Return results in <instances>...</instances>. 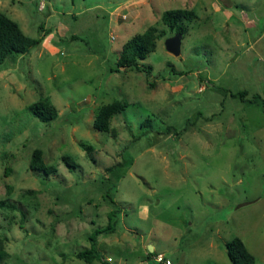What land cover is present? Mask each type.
I'll return each instance as SVG.
<instances>
[{
    "label": "rangeland",
    "instance_id": "rangeland-1",
    "mask_svg": "<svg viewBox=\"0 0 264 264\" xmlns=\"http://www.w3.org/2000/svg\"><path fill=\"white\" fill-rule=\"evenodd\" d=\"M176 8L197 16L177 55L161 21ZM0 10L41 37L0 64V200L16 206H0V264H232L233 236L264 264V105L247 100L264 97V0H0ZM151 25L161 35L140 68L114 71L123 42ZM46 96L58 115L43 121L28 105ZM116 99L128 105L111 131L94 127ZM38 147L52 172L30 168ZM97 228L86 262L76 252Z\"/></svg>",
    "mask_w": 264,
    "mask_h": 264
},
{
    "label": "trees",
    "instance_id": "trees-1",
    "mask_svg": "<svg viewBox=\"0 0 264 264\" xmlns=\"http://www.w3.org/2000/svg\"><path fill=\"white\" fill-rule=\"evenodd\" d=\"M196 13L190 9L176 8L164 11L161 15V21L166 28L173 30L174 32H180L182 35L186 33L187 28L184 21H193L196 18ZM158 29L151 25L148 26L143 33H134L130 38L126 39L119 51L117 57V64L114 71H121L130 67H139L140 60L145 58L147 54L154 50L156 47V40L160 36ZM41 37L31 36L26 34L18 25L17 22L11 20L6 14L0 10V64L4 61L13 58L16 54H23L29 52L30 49L38 45ZM148 65L146 72L148 71ZM245 90H239L238 92H232L231 94H239L244 97ZM250 102L264 105V97L258 93L254 94L251 98H248ZM128 105V102L124 99H116L114 101L107 102L99 107L96 116L93 119V126L99 130L111 131L110 120L116 116L121 110ZM28 109L37 118L39 117L43 121H48L55 118L58 115L56 106L50 101L49 97L39 98L36 102H31L28 105ZM198 111L195 112V117ZM171 130V127H169ZM147 131L144 129L143 132ZM84 146V145H83ZM91 145H86L85 149H90ZM63 161L68 164H75L73 159L69 155L62 156ZM30 168L35 171H42L43 173H49L55 170V166L47 165L42 160L41 148L33 150L30 159ZM111 202L114 200L111 198ZM7 208L16 207L14 203L10 204L5 199L0 200V206ZM114 213V212H113ZM114 215V214H112ZM109 225V224H108ZM110 226V225H109ZM100 229H95L90 234L92 239V245L88 249H80L76 252L77 257L82 258L86 262H90L97 256V248L94 240ZM3 240L0 239V262L6 261L9 257V253L4 249ZM226 253L232 264H257L254 255L248 250V247L239 238V236H233L225 241ZM104 264H107L104 261Z\"/></svg>",
    "mask_w": 264,
    "mask_h": 264
},
{
    "label": "water",
    "instance_id": "water-1",
    "mask_svg": "<svg viewBox=\"0 0 264 264\" xmlns=\"http://www.w3.org/2000/svg\"><path fill=\"white\" fill-rule=\"evenodd\" d=\"M182 39L183 35L180 32H175L174 35H170L167 39L164 40L166 50L175 55L179 54Z\"/></svg>",
    "mask_w": 264,
    "mask_h": 264
},
{
    "label": "built area",
    "instance_id": "built-area-1",
    "mask_svg": "<svg viewBox=\"0 0 264 264\" xmlns=\"http://www.w3.org/2000/svg\"><path fill=\"white\" fill-rule=\"evenodd\" d=\"M157 257L158 258H160V259H162V256H161V254L160 253H158V255H157ZM108 260H111V258L110 257H108ZM170 262V260L168 259V260H166V263L168 264Z\"/></svg>",
    "mask_w": 264,
    "mask_h": 264
},
{
    "label": "crops",
    "instance_id": "crops-1",
    "mask_svg": "<svg viewBox=\"0 0 264 264\" xmlns=\"http://www.w3.org/2000/svg\"><path fill=\"white\" fill-rule=\"evenodd\" d=\"M153 247V246H152Z\"/></svg>",
    "mask_w": 264,
    "mask_h": 264
}]
</instances>
